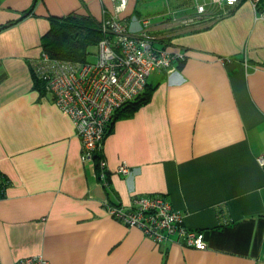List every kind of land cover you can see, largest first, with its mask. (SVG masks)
<instances>
[{
    "label": "crops",
    "instance_id": "obj_1",
    "mask_svg": "<svg viewBox=\"0 0 264 264\" xmlns=\"http://www.w3.org/2000/svg\"><path fill=\"white\" fill-rule=\"evenodd\" d=\"M181 25L191 0H128L131 33L183 55L151 73L150 100L117 119L95 162L81 160L71 118L30 67L49 17L100 23L113 0H0V264L41 255L51 264H264V0ZM259 2V3H258ZM145 22V23H144ZM95 52L87 53L89 56ZM125 165L129 171L118 173ZM165 197L206 248L157 244L109 214L136 196Z\"/></svg>",
    "mask_w": 264,
    "mask_h": 264
},
{
    "label": "built area",
    "instance_id": "obj_2",
    "mask_svg": "<svg viewBox=\"0 0 264 264\" xmlns=\"http://www.w3.org/2000/svg\"><path fill=\"white\" fill-rule=\"evenodd\" d=\"M113 11L101 22L103 36L96 44L95 59L85 61L51 58L42 52L32 59V74L41 81L61 111L75 125L81 141V160L97 162L100 177L105 179L106 161L101 149L113 111L136 96L153 72L174 70V62L183 55L165 48H155L146 24L134 34L121 16L128 0H113ZM192 13L172 19L190 25L202 17L214 18L225 14L241 0H191ZM253 5L258 0H251ZM145 23V22H144ZM264 167V154L257 157ZM129 169L120 165L117 172ZM1 183V179H0ZM127 208L112 206L109 214L128 227L138 228L145 237L157 244L176 242L196 250L206 248L204 232L188 229L181 215L169 201L158 194L136 196ZM15 264H51L41 255H31Z\"/></svg>",
    "mask_w": 264,
    "mask_h": 264
},
{
    "label": "trees",
    "instance_id": "obj_3",
    "mask_svg": "<svg viewBox=\"0 0 264 264\" xmlns=\"http://www.w3.org/2000/svg\"><path fill=\"white\" fill-rule=\"evenodd\" d=\"M258 1L260 2L261 0ZM28 11L29 10L24 11V13ZM31 12L32 9L28 13ZM28 13L26 15H28ZM21 19L10 20L4 24H0V32L12 27ZM49 23V30L41 37V48L42 52L46 53L51 58L85 61L87 53L90 52L88 48L96 46L98 40L103 36L100 23L89 15L84 16L70 13L65 17L50 16ZM33 81L34 88L38 91L46 92L41 81L36 79L34 75ZM151 91L152 87H150L146 80L144 88L136 96L113 111L105 135L111 131L113 124L117 119L129 117L140 106L146 104L150 100ZM95 163L96 167L99 168L97 162ZM1 185L2 183H0V189L2 188Z\"/></svg>",
    "mask_w": 264,
    "mask_h": 264
},
{
    "label": "rangeland",
    "instance_id": "obj_4",
    "mask_svg": "<svg viewBox=\"0 0 264 264\" xmlns=\"http://www.w3.org/2000/svg\"><path fill=\"white\" fill-rule=\"evenodd\" d=\"M37 2V1H36ZM153 2H154V5L155 6H159L160 7V9L162 8V0H153ZM244 2H249V0H245ZM190 10H191V8H190ZM90 51H93V52H95L97 49H96V47L95 46H92V47H89L88 48ZM166 49V48H165ZM167 51H171V50H168V49H166ZM42 53V52H41ZM95 59V55L93 56L92 54H90V56H89V60H94Z\"/></svg>",
    "mask_w": 264,
    "mask_h": 264
},
{
    "label": "water",
    "instance_id": "obj_5",
    "mask_svg": "<svg viewBox=\"0 0 264 264\" xmlns=\"http://www.w3.org/2000/svg\"><path fill=\"white\" fill-rule=\"evenodd\" d=\"M36 2V0H34V2L32 3V5H34V3ZM31 9H29V11H30ZM28 11V12H29ZM27 14V12L26 13H23V15H21V17H19L18 19H21L22 17H24L25 15Z\"/></svg>",
    "mask_w": 264,
    "mask_h": 264
}]
</instances>
